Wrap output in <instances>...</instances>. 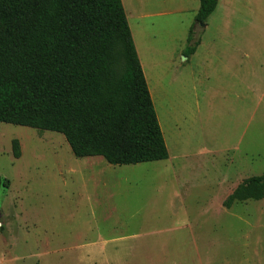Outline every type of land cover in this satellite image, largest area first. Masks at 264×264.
Masks as SVG:
<instances>
[{
    "label": "rangeland",
    "instance_id": "1",
    "mask_svg": "<svg viewBox=\"0 0 264 264\" xmlns=\"http://www.w3.org/2000/svg\"><path fill=\"white\" fill-rule=\"evenodd\" d=\"M121 2L168 159H76L59 134L0 123V264H264L263 202L222 206L264 175V0L203 31L198 0ZM190 30L201 47L180 57Z\"/></svg>",
    "mask_w": 264,
    "mask_h": 264
},
{
    "label": "trees",
    "instance_id": "2",
    "mask_svg": "<svg viewBox=\"0 0 264 264\" xmlns=\"http://www.w3.org/2000/svg\"><path fill=\"white\" fill-rule=\"evenodd\" d=\"M217 0H199L196 25ZM184 56L199 45L190 30ZM0 123L61 135L76 159H168L121 0H0ZM12 155L20 157L13 141ZM9 182L0 177V189ZM264 199V175L223 201Z\"/></svg>",
    "mask_w": 264,
    "mask_h": 264
},
{
    "label": "crops",
    "instance_id": "3",
    "mask_svg": "<svg viewBox=\"0 0 264 264\" xmlns=\"http://www.w3.org/2000/svg\"><path fill=\"white\" fill-rule=\"evenodd\" d=\"M199 1V0H198ZM235 0H217V6H216V8H215V11L212 13V15L208 18V20L215 14V13H219V11L220 10H225V11H228V12H230V13H232V11H235V9H234V7H235V5H233V2H234ZM198 8H199V6H198ZM197 11H198V9H197ZM196 14H197V12H196ZM126 15V14H125ZM196 16V15H195ZM126 19H127V17H126ZM208 20H207V22H206V24L204 25V27L203 28H201V30L203 31V30H206L207 29V27L209 26V24H208ZM127 23H128V21H127ZM129 26V25H128ZM191 28V27H190ZM189 28V29H190ZM129 30H130V28H129ZM130 33H131V31H130ZM131 37H132V41H133V44H134V47H135V51H136V54H137V57H138V60H139V63H140V66H141V69H142V71H143V74L145 75V71H144V68H143V65H142V61H141V58H140V56H139V53H138V49H137V46H136V44H135V42H134V37H133V35H132V33H131ZM201 43H202V41L200 40V47H201ZM220 45H226V46H229V47H231L230 46V44H229V42H225V41H223V40H220ZM232 50H233V48H232ZM181 56H184L183 55V53H180V57ZM227 57L228 58H230L229 57V55H227ZM245 57H246V59H248L249 61H250V55H249V53H246L245 54ZM189 61V59L187 58L186 60H185V62L187 63ZM248 70V69H247ZM247 70H245V72L243 73V75H238V73H236V72H234V76H237V77H239L240 78V84H241V87L242 88H255V83H254V79H253V76H252V72H251V70H253V67L252 66H250L249 67V74H248V72H247ZM262 88H264V86L262 87ZM163 162V161H162ZM155 163H158V162H155ZM148 164V163H147ZM139 165H142V164H139ZM134 166H138V165H130V166H124V167H134ZM263 203H262V212H263V216H264V199L263 200H261ZM201 236V235H200ZM202 249V251H203V248H201Z\"/></svg>",
    "mask_w": 264,
    "mask_h": 264
},
{
    "label": "water",
    "instance_id": "4",
    "mask_svg": "<svg viewBox=\"0 0 264 264\" xmlns=\"http://www.w3.org/2000/svg\"><path fill=\"white\" fill-rule=\"evenodd\" d=\"M202 26V28L204 27V25H201Z\"/></svg>",
    "mask_w": 264,
    "mask_h": 264
}]
</instances>
